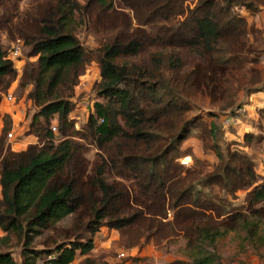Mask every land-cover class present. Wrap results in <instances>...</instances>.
<instances>
[{
  "label": "trees",
  "instance_id": "trees-1",
  "mask_svg": "<svg viewBox=\"0 0 264 264\" xmlns=\"http://www.w3.org/2000/svg\"><path fill=\"white\" fill-rule=\"evenodd\" d=\"M7 2L0 0V7L6 8ZM184 2L33 1L15 22L11 5L7 11L11 16L2 18L0 28L10 43L20 40L28 47V58L35 57L30 63L24 61L18 77L20 87L30 86L26 96L38 110L25 130L36 141L22 150L12 149L5 141L9 125L6 114L2 115L0 229L5 235L0 236V264H70L77 252L91 251L102 226L134 234L129 246L139 243L140 236L180 231L191 247L188 260L167 264H222L205 243L212 244L247 215L264 222V179L258 180L248 155L236 148L224 159L217 144H211L220 163L210 175L187 185L181 172L185 170L188 178L192 170L183 168L176 158L192 129L184 119L187 102L181 95L185 91H177L176 84L181 89L195 85L213 95L217 78L229 67L242 66L231 51V44L247 30V20L238 8L253 10L264 0H196L192 6ZM75 14L100 34L95 58L101 77L99 94L105 97V102L94 103V111L80 128H74L69 118L72 103L66 97L72 93L77 69L90 59V53L71 30ZM151 45L199 48L205 61L185 70L177 55L154 52L144 64L118 62ZM9 49L0 42V103L1 93L17 75ZM257 111L264 120V104ZM52 123L56 132L51 130ZM214 133L210 126L198 135L205 139ZM76 138L105 151V166H90L82 155L84 143ZM105 170L133 179L132 191L119 180H107ZM213 185L227 193L247 189V214L237 216L221 197H209L203 189ZM130 203L141 210L133 211ZM170 209L173 219L163 221ZM75 214H79L77 221L63 230V237H49V243L40 248L30 246L35 235L56 230V223ZM132 228L138 232H131ZM247 229L251 237L259 233L256 222ZM16 246L20 262L11 252ZM82 264L94 263L86 257Z\"/></svg>",
  "mask_w": 264,
  "mask_h": 264
},
{
  "label": "rangeland",
  "instance_id": "rangeland-1",
  "mask_svg": "<svg viewBox=\"0 0 264 264\" xmlns=\"http://www.w3.org/2000/svg\"><path fill=\"white\" fill-rule=\"evenodd\" d=\"M6 8L0 7V22L2 18H8L7 11L11 5L13 7L12 22L16 21V16L26 10L34 1L43 3L45 0H7ZM83 2V0H78ZM196 0H185V4L194 5ZM247 20L246 33L231 44V51L237 53L240 67H229L223 76L216 80V91L209 95L208 91L196 89L195 85H186L183 89L180 84H176L177 91L184 90L181 100L187 102V109L184 113V119L189 121L192 129L190 135L179 145L176 158L184 163L185 169L192 170V175L185 170L181 172V177L185 185L188 183H197L206 175L214 171L217 164L220 163L214 148L211 144H217L224 159L228 153L236 150L248 155L253 159L254 169L258 180L264 179V120L257 111V107L264 103V4L258 5L256 9L246 10L238 8ZM71 30L77 35L79 43L88 53L90 59L85 61L77 71L78 74L72 85V93L66 99L72 103V111L69 118L73 122L74 128L83 127L87 117L94 111L95 102H105V97L100 96V71L96 61V54L100 47V34L95 32L90 23L80 19L75 14L71 22ZM0 42L4 48L11 47V44L18 43L20 46V56L18 61H14L16 66L24 61H34L35 57L27 56L28 47L23 45L22 41L16 40L12 43L9 36L0 28ZM21 42V43H19ZM162 52L163 54H175L181 58L183 69L189 70L195 64L203 63V53L199 48L190 47H172L151 45L135 56L118 59V62H127L128 64H144L148 61L150 54ZM30 63V62H29ZM19 77L15 75L11 78L7 91H11L14 96V102L3 104L2 110H9L6 113V124L8 131L11 130L18 141L23 144L14 145L15 150H22L28 144L34 143L36 138L33 135L25 134L31 115L38 110V107L26 96L27 88L19 86ZM4 91L3 93L7 92ZM1 93V97L3 95ZM234 119L235 121H233ZM225 120H229L228 124ZM210 126L214 128V135L210 138L201 139L198 133L202 128L207 130ZM245 134L249 136L245 138ZM58 135V134H57ZM58 137V136H57ZM80 143H84L82 149L83 157L90 166H105L102 157H105V151L97 149L94 142L76 138ZM57 141L56 139L54 140ZM121 143V141H117ZM211 146L208 147L207 146ZM113 145H111V148ZM111 168L110 163L108 164ZM186 173V174H185ZM104 177L109 180H119L130 191L134 186L133 179L119 178L113 174V171H104ZM203 191L210 197L219 196L226 207L236 211L237 216L247 214L246 211V192L247 189H239L234 193L220 190L216 185ZM216 200V202H221ZM133 206V211L141 210V207ZM167 218L172 220V210H167ZM235 214V213H234ZM79 214L69 215L55 224L56 230H43L37 234L31 241L30 246L40 248L45 243H49V237H63V230L69 228L73 222L77 221ZM251 222L258 223L259 233L251 237L247 226ZM236 227L229 230L221 237L217 238L212 244L205 243L208 251L214 252L219 256L222 264H264V222L255 221L246 216L244 221L238 220ZM135 233L137 228H132ZM66 233V232H65ZM58 234V235H57ZM5 235L0 229V236ZM134 234L122 231L116 228L102 226L94 235L93 248L86 254L76 253L74 260L70 264H82L88 257L94 264H125L126 257L140 259L143 264H167L176 259L188 260L190 252L186 239L180 231L170 235L163 234L151 235L149 238L140 236L139 243L129 246ZM16 239L12 237V242ZM124 252L125 257L118 256L119 252ZM12 255L17 262H20V248L18 246L11 248Z\"/></svg>",
  "mask_w": 264,
  "mask_h": 264
},
{
  "label": "built area",
  "instance_id": "built-area-1",
  "mask_svg": "<svg viewBox=\"0 0 264 264\" xmlns=\"http://www.w3.org/2000/svg\"><path fill=\"white\" fill-rule=\"evenodd\" d=\"M21 43V42H19ZM18 43H13L11 44V47L9 49V53H8V57L10 59H12V61L14 62L15 60L18 61V57L20 56V46L17 45ZM14 67L16 68V71H17V76L20 74L21 72V68H22V64L20 65V69H19V66H16L14 64ZM14 96L12 94L11 91H7L5 93H3L2 95V99H1V103H0V107H2L3 104H11L13 103L15 100H14ZM1 112V111H0ZM5 112V110H4ZM10 111L9 110H6V113H9ZM6 113H2L0 115V134H1V131H2V128L4 126V122L2 120V115L3 114H6ZM233 121H235L234 119H232ZM230 121L228 120H225V123L228 124ZM51 130L53 132H56L57 129H56V125L54 123H52L51 125ZM30 136V135H28ZM5 141L10 144V146L12 147V149L15 150L14 148V145H18V144H23L22 141H18V139L16 138V136L14 135V133L9 130L7 131L6 135H5ZM118 256L121 257V258H124L125 257V254L124 252H119L118 253ZM127 259H125V264H143V262L140 260V259H137V258H134V257H126ZM39 264H42L41 262Z\"/></svg>",
  "mask_w": 264,
  "mask_h": 264
},
{
  "label": "crops",
  "instance_id": "crops-1",
  "mask_svg": "<svg viewBox=\"0 0 264 264\" xmlns=\"http://www.w3.org/2000/svg\"><path fill=\"white\" fill-rule=\"evenodd\" d=\"M264 103V102H263ZM7 110V109H6ZM5 110V111H6ZM1 114L4 113V110H2V107H0Z\"/></svg>",
  "mask_w": 264,
  "mask_h": 264
}]
</instances>
